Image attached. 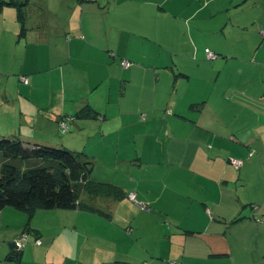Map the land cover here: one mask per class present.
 <instances>
[{"label":"crops","instance_id":"obj_1","mask_svg":"<svg viewBox=\"0 0 264 264\" xmlns=\"http://www.w3.org/2000/svg\"><path fill=\"white\" fill-rule=\"evenodd\" d=\"M258 1L28 0L24 36L3 7L0 137L85 152L118 189L26 222L4 208L0 233L8 211L27 241L6 230L0 264H264V16L244 9ZM87 104L99 117L63 133Z\"/></svg>","mask_w":264,"mask_h":264},{"label":"trees","instance_id":"obj_2","mask_svg":"<svg viewBox=\"0 0 264 264\" xmlns=\"http://www.w3.org/2000/svg\"><path fill=\"white\" fill-rule=\"evenodd\" d=\"M11 4L18 6L22 27L20 36H24L27 30L28 0H0V12L3 7ZM262 35L264 36L263 32ZM124 60L127 59H122V65ZM129 62L131 65L132 62ZM22 80L29 82L27 76H22ZM76 117L98 118L99 114L87 104L72 115L60 117L59 125L61 121L69 119L70 129L71 122ZM60 130L63 133L68 131H63L61 127ZM0 153L4 157L0 165V212L6 207H11L32 216L37 210L91 209L92 207L82 200V191L91 196H100L103 193H115L118 189V186L112 183L92 180L94 160L85 152L73 151L64 145L32 143L19 137H0ZM229 161L232 164V158ZM240 218L242 217L238 216L236 220ZM115 264L135 263L116 261Z\"/></svg>","mask_w":264,"mask_h":264},{"label":"rangeland","instance_id":"obj_3","mask_svg":"<svg viewBox=\"0 0 264 264\" xmlns=\"http://www.w3.org/2000/svg\"><path fill=\"white\" fill-rule=\"evenodd\" d=\"M45 1V0H44ZM47 1V0H46ZM258 1V0H257ZM260 1H262V2H264L263 0H260ZM260 1H258V3L255 5V6H253V4H247V7L246 8H244L245 10H248V11H250L252 14H257V15H259V14H261V15H263L264 16V10H262V9H264V4L263 5H261V3H259ZM237 4V2H235L234 3V5H236ZM233 5V6H234ZM42 6H44V8H45V5H42ZM260 7V8H262V9H257L256 7ZM251 8H254V13H253V11H252V9ZM49 10L48 9H46V12H48ZM256 151L255 150H253L252 149V154H254ZM232 159H233V157H232ZM237 159H239V158H237ZM254 181H257V182H259V180H261V178H260V176H259V174H255L254 175ZM264 181V180H263ZM139 201H141V200H139ZM141 202H143V201H141ZM145 203V202H144ZM6 208H9L10 210H15V212H17L18 214H23V215H26L27 216V219L25 220V222L28 220V215H27V213L26 212H24V211H20V210H17V209H11V207H6ZM4 215H5V219H6V222L7 221H12V225L10 226V227H8V228H6V227H4L3 228V230L1 231V233H0V243H3V242H5V247H6V250H8L9 251V253L12 251L11 250V248H10V246H11V242L9 241V240H4L5 238H4V233H6V230H9V233H10V235L12 234V232H14V231H16V230H18L19 229V231L18 232H16V234L15 235H18L16 238H18L19 236H21V235H23V233H26L27 234V232L25 231V229L27 228V226H20L21 224H20V216L19 215H13V214H11V213H9L8 211H5V213H4ZM45 219V217H43V215H41V217H39L38 218V220H41L42 222L43 221H46L45 223H47V220H44ZM17 221H19V222H17ZM8 234V233H7ZM30 233H28V235H29ZM29 236H32L33 238H35V236L34 235H29ZM15 237V236H14ZM15 241V240H14ZM4 248V247H3ZM24 264H27L26 262L24 263Z\"/></svg>","mask_w":264,"mask_h":264},{"label":"built area","instance_id":"obj_4","mask_svg":"<svg viewBox=\"0 0 264 264\" xmlns=\"http://www.w3.org/2000/svg\"><path fill=\"white\" fill-rule=\"evenodd\" d=\"M262 32H263V34H264V31H262ZM206 52H207V57H208L209 59H215V58H217V54H216L214 51H212L211 49L207 48V49H206ZM123 65H124L125 67H128V66H130V62H129L128 60H124V61H123ZM25 81H26V80H25ZM60 127H61V129H62L63 131H67V130L69 129V119H67V120L65 119V120L61 121V123H60ZM232 164L237 168V167H239V166L242 164V160H241V159H237V158H233V159H232ZM128 197H129L130 200H132V201H134L135 203H137L138 206H139L142 210H149L148 205H147L146 203H144V202L139 201V200L136 198V194H135V193H133V192L130 193V194L128 195ZM25 242H26V234H23V235L19 236V237L15 240L16 247H17V249H18L19 251L24 247ZM36 242H37L38 244H40V243H41V240H40V239H37Z\"/></svg>","mask_w":264,"mask_h":264},{"label":"water","instance_id":"obj_5","mask_svg":"<svg viewBox=\"0 0 264 264\" xmlns=\"http://www.w3.org/2000/svg\"><path fill=\"white\" fill-rule=\"evenodd\" d=\"M11 248H13L14 246H13V244H11V246H10ZM16 252V251H15ZM15 254H18L19 256H21L22 255V253L21 252H19V253H15Z\"/></svg>","mask_w":264,"mask_h":264},{"label":"clouds","instance_id":"obj_6","mask_svg":"<svg viewBox=\"0 0 264 264\" xmlns=\"http://www.w3.org/2000/svg\"><path fill=\"white\" fill-rule=\"evenodd\" d=\"M129 198V197H128Z\"/></svg>","mask_w":264,"mask_h":264}]
</instances>
